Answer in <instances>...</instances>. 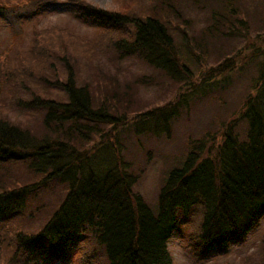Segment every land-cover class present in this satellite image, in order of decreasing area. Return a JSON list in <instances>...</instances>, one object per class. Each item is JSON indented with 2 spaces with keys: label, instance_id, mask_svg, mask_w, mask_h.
Here are the masks:
<instances>
[{
  "label": "trees",
  "instance_id": "obj_1",
  "mask_svg": "<svg viewBox=\"0 0 264 264\" xmlns=\"http://www.w3.org/2000/svg\"><path fill=\"white\" fill-rule=\"evenodd\" d=\"M156 1L176 14V0ZM191 1L209 7L210 13L199 35L184 32L179 40L169 19L158 15L76 8L79 15L86 14L87 22L117 33L113 48L119 59L135 58L151 72H163L178 84L173 100L131 118L133 123L141 116L135 127L150 130L152 136L169 135L173 122L195 101L220 93L232 85L235 75L248 72L251 92L238 112L240 129H235L234 121L228 122L213 148L207 146V137L189 139L186 154L166 172L152 207L133 191L136 178L132 172L117 171L113 166L116 160L111 166L106 164L105 153L112 151L109 143L78 147L79 141L89 142L102 126L118 133L129 115L122 113L120 120L113 112L116 103L106 97L101 102L107 101V107L92 104L86 85L77 84L74 73L66 68L71 55L48 52L40 42L48 40V31H34L38 37L29 53L37 49L35 61L26 66L25 57L19 56L15 65H9L13 40L24 35L27 25L34 29L43 11L62 2L28 0L19 5L14 0H0V22L7 23L11 40L0 47V114L1 106L40 114V129L0 117V174L41 176L30 183L0 176V222L20 215L39 190L55 184L65 188L63 199L37 233L17 234L15 248L21 264H55L87 240L102 250L101 264H173L168 242L173 232L192 218L199 225L191 245L195 253L208 256L214 249L222 253L230 244L244 240L264 217L263 1ZM250 38H261L263 46L246 42ZM232 39L245 43L228 52L215 46L218 41ZM213 51L223 59L212 64L209 57ZM31 63L48 66L55 73L60 65L65 67L64 79L63 74H56L48 85L64 93V100L26 92V84L33 78L28 68ZM197 63L208 66L207 70L193 69ZM140 82L152 84L149 79ZM4 90L10 93L8 98L1 96ZM4 177L19 186L6 185Z\"/></svg>",
  "mask_w": 264,
  "mask_h": 264
},
{
  "label": "rangeland",
  "instance_id": "obj_2",
  "mask_svg": "<svg viewBox=\"0 0 264 264\" xmlns=\"http://www.w3.org/2000/svg\"><path fill=\"white\" fill-rule=\"evenodd\" d=\"M27 1L14 0L19 5ZM58 1L62 3L52 6L50 10H45L39 15L34 29L32 25H27L24 35L13 40L14 45L9 53V65H15L19 56L25 57L23 60L26 66L29 62L35 61L37 49L29 53L30 47L38 37L34 31L42 29L48 31L46 36L48 40L40 42L45 48L48 47V52L53 51L55 54L68 52L71 55L72 59L66 68L74 73L77 84L86 85L93 100H91L92 104L96 107L99 105L107 107V101L101 102L106 97L107 100L116 103L113 112L120 120H122V113L129 115V121L127 120V124L120 128L118 133L109 132V126H102L100 132L89 142L79 141L78 147L87 149L90 146L109 143L112 151L108 150L105 153L106 164L111 166L116 160L113 166H116L117 171L132 172L136 178L133 191L139 193L146 203L153 207L157 203L159 189L166 172L184 157L189 139L207 137V146L213 148L220 140L228 122L234 121L235 129H240L242 122L238 119V112L251 92L250 82L247 79L248 72L242 73L243 75L239 77L235 75L232 85L220 93L195 101L188 111L183 112L173 122L169 135L152 136L150 130L135 127V121L142 118L141 116L136 117L133 123L130 120L139 112L154 109L173 100L179 91L178 84L163 72H151L135 58L119 59L113 48L117 33L87 22L83 16L86 14L79 15L76 8L77 6L92 7L105 12L134 16L147 13L158 15L165 21L169 19L171 31L179 40L184 32L200 34L210 13L209 7L191 0H176L177 12L173 14L162 2L156 0ZM262 1L261 5L264 7V0ZM63 2L66 3L63 4ZM260 39L250 38L246 42L250 41L262 47L263 43ZM10 41L7 23L0 22V47L6 46ZM243 43H245L244 40L242 42V40L232 39L218 41L215 46L217 49H225V52H228L232 46L241 47ZM215 51L209 57L212 64L218 58L223 59V56L216 55L221 50L216 54ZM28 68L33 78L26 84L27 93L57 100L65 99L64 93L48 86L50 79H53L56 74L59 76L63 74L61 79H64V66L55 67L56 73L48 66L41 68L38 63H31ZM192 68L202 71L207 70L208 66L202 67L197 63V66ZM145 79H149L152 84L140 82L141 80L144 82ZM9 94L7 90H4L1 96L8 98ZM1 109L3 113L0 117L19 121L24 127L30 125L31 129H40L39 113L32 115L31 112H16L9 106H1ZM102 131L107 134L103 135ZM123 162H126L127 166ZM19 169L23 170L22 167ZM8 175L15 176L21 183L36 182L41 177L24 174V172H15L14 175L0 174V176ZM3 182H7L6 185L10 186L16 185L15 188L19 186L18 183L10 182L6 177ZM64 189L62 185L55 184L51 189L39 190L33 198L28 200L20 215L9 221L0 222V264H21L20 252L15 248L18 243L17 234L37 233L63 199ZM198 225V220L192 218L188 224L180 225V230L173 232L168 242L173 264H264V217L244 240L230 244L229 248L222 253L214 249L208 256H203L199 251L195 253L196 250L194 251L191 245L190 239L197 231ZM102 255V250L92 240H87L74 246L66 255V259L59 260L55 264H101Z\"/></svg>",
  "mask_w": 264,
  "mask_h": 264
}]
</instances>
